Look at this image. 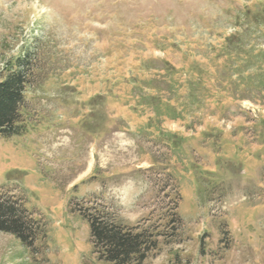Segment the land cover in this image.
<instances>
[{
  "label": "rangeland",
  "instance_id": "374dc122",
  "mask_svg": "<svg viewBox=\"0 0 264 264\" xmlns=\"http://www.w3.org/2000/svg\"><path fill=\"white\" fill-rule=\"evenodd\" d=\"M19 56L0 264H110L80 209L156 235L132 264H264V0H0Z\"/></svg>",
  "mask_w": 264,
  "mask_h": 264
},
{
  "label": "trees",
  "instance_id": "16d2710c",
  "mask_svg": "<svg viewBox=\"0 0 264 264\" xmlns=\"http://www.w3.org/2000/svg\"><path fill=\"white\" fill-rule=\"evenodd\" d=\"M26 61L24 56L11 61L7 65V74L0 79V135H13L24 129L19 122L29 84L24 69ZM79 211L88 220L99 258L110 264L141 263L149 251L157 246L156 235L146 230L109 220L86 210ZM23 212L25 208L18 199H13L10 204L0 199V230L15 235L24 244H30L31 237Z\"/></svg>",
  "mask_w": 264,
  "mask_h": 264
}]
</instances>
